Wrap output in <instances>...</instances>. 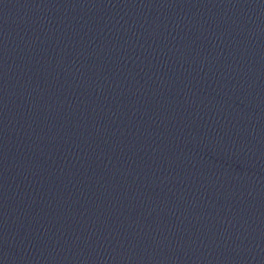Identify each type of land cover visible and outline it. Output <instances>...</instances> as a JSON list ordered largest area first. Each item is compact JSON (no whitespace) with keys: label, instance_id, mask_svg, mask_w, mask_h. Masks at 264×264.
<instances>
[{"label":"water","instance_id":"obj_1","mask_svg":"<svg viewBox=\"0 0 264 264\" xmlns=\"http://www.w3.org/2000/svg\"><path fill=\"white\" fill-rule=\"evenodd\" d=\"M0 264H264V0H0Z\"/></svg>","mask_w":264,"mask_h":264}]
</instances>
